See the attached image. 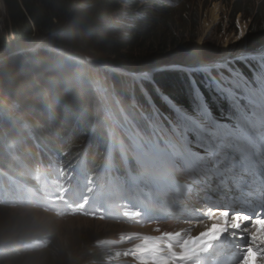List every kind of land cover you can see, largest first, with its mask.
Here are the masks:
<instances>
[{
	"label": "trees",
	"instance_id": "16d2710c",
	"mask_svg": "<svg viewBox=\"0 0 264 264\" xmlns=\"http://www.w3.org/2000/svg\"><path fill=\"white\" fill-rule=\"evenodd\" d=\"M3 2L10 18V33L14 35L18 49L33 47L39 41L49 47L36 49L34 53L16 55L13 58L16 64L7 68L0 62V106L9 108L12 101H15L18 111L7 109L6 112L19 117L17 119L3 114L0 108V190L3 189L0 203L11 204L13 196H16L18 191H31L30 182L38 171L62 174L69 163L76 162L80 154L76 146L83 149L82 144H86L85 155L92 161L88 164L91 172L96 169L95 161L102 162L103 157L108 155L107 141L110 138L108 134L106 137L105 129L109 126L110 120L112 122L119 120L110 111V107L116 102L109 92L104 96L94 84L90 67L66 50L75 54L90 51L92 54L113 56L116 63H122L121 66L130 64L134 67L131 70L134 72L145 70L150 65H158L160 61L158 57L162 56V50L154 54L152 50V55L146 50L136 56L130 52L133 48L140 47V39L144 34L153 36L160 30L159 26L166 23L165 16L169 15L173 8L165 3L151 1L152 7L148 8L156 10L155 12L152 14L145 11L135 12L136 0H132L129 3L132 5L131 12L128 13L131 22L122 25V29L117 31L113 28L117 19L114 12L119 11L127 0H80L81 4L75 7L74 0H3ZM145 6L141 9H146ZM184 28L186 30L189 27L186 25ZM169 39L172 40L173 36ZM0 42L1 58L6 47L4 37ZM50 47L62 51L55 52ZM122 49L127 51L124 52ZM178 72L182 71L157 69L151 80L141 79L140 82L131 77L130 84L133 86L135 98L134 109L140 105L151 107L150 103L144 100L146 99L144 91L148 92V89L155 87L165 95L187 105V78ZM8 76H11V81L6 79ZM146 86L149 88L146 89ZM120 88L124 90L122 85ZM125 98L129 101L131 97L125 93ZM110 103L112 105H109ZM213 108L216 112L215 107ZM216 114L219 115V112ZM105 118H108V123ZM69 148L71 149L69 154L62 155L63 150ZM26 149L28 153L22 154ZM95 152L98 156H94ZM114 154L117 155L116 152ZM117 159L115 156L110 160ZM15 162L21 163L22 168H13ZM33 194L34 192L31 196ZM39 232L27 234L28 238L52 231ZM50 239L52 243L50 247L42 249L38 246L19 248L20 242L14 241L10 246L15 247L17 244L15 250L11 251L9 247L0 250V264H10L16 257V251L29 253L47 252L51 249L53 251L57 245L55 246L53 239ZM94 242L95 239L83 252L89 257L83 258L89 264H96L100 256V250L95 247ZM83 259L79 258L81 264Z\"/></svg>",
	"mask_w": 264,
	"mask_h": 264
},
{
	"label": "rangeland",
	"instance_id": "374dc122",
	"mask_svg": "<svg viewBox=\"0 0 264 264\" xmlns=\"http://www.w3.org/2000/svg\"><path fill=\"white\" fill-rule=\"evenodd\" d=\"M131 2L132 0H127L121 5L119 11L114 12L117 19L115 18L114 22L116 24L113 25V28H116L117 31L122 29V25L130 24L131 22L128 14L132 8V5H129ZM171 2H175L171 5L173 8L172 12L165 16L167 21L159 26L160 30L155 32L153 36L152 34H144L140 39V47L131 48V52L128 50L134 56L141 54V52L144 53L145 50L150 55L162 50V56L158 57L160 58L159 64L150 65L148 71L165 68L169 62L185 64L188 61L187 63L191 65L196 64L197 60L190 61L192 57L188 55L189 52L196 49L199 50L201 58H209V61H216L223 58L232 59L241 53L264 48V0H171ZM78 4H81L80 0H74L73 7ZM136 6L135 12L145 11L152 14L156 11L148 8L149 6L152 7L150 0H136ZM143 6L146 9H141L144 8ZM8 17L6 6L3 0H0V41L2 37L6 41L5 53L0 58V62H2L1 65H4V68L16 64L13 61L16 55L34 53L39 48H49L39 41L33 47L31 46L32 48L18 49V43L14 39V35L10 33V18ZM238 22L239 28L237 27ZM185 24L189 27L186 30L184 28ZM240 30H245V36L241 40H236L235 37ZM167 36H173V39L170 40ZM241 46L242 49H240ZM52 49L55 52L62 51L55 47ZM122 50L124 52L127 51L125 49ZM152 50L154 52L151 53ZM66 51L90 67V73L93 77L92 81L104 96L109 92L111 97L114 98L116 104H109L112 105L110 111L120 121L116 118L118 121L117 124L111 125L112 130L122 131L128 126L135 135L144 136L151 132L153 133L151 138L153 136L156 137V134L164 136L166 131L160 123V119L165 118L164 108H161L159 118H156L152 107L148 108L145 105H140L137 109H134L135 98L133 97V86L130 84L132 81L130 72H132L131 70L134 67L130 64L121 66L120 64L122 63H116L113 56L92 54L90 51H82V54L87 55L71 53L70 50ZM225 51H227L226 54L224 53ZM137 73L140 74L142 72L137 71ZM6 79L12 80L11 76ZM121 85L124 90L120 88ZM148 88L149 86H146V89ZM154 89L158 88L155 87ZM144 92H146V99L144 100H147L149 89L148 92L146 90ZM159 92L163 93L160 90ZM125 93L131 97L129 101L126 100ZM126 103L127 106L125 107ZM156 107H160V105L157 103ZM0 108L3 114H7L12 118H19L18 116H13L14 113L6 112L7 109L18 111V105L15 101H12L9 108L4 105L0 106ZM166 115L168 116L169 114ZM105 121L108 123V118H105ZM103 124L106 123L103 122ZM113 138L116 140L122 139L121 136L115 134ZM137 139L138 137L134 136V140ZM149 145L147 144L143 150L147 149ZM151 151H155L160 156V152H157L158 150L151 148ZM138 161L139 158L134 157L136 164H138ZM158 162L166 168L163 159H159ZM102 164L110 163L104 162ZM126 179L128 181L127 187L133 190L137 187L139 172L126 174ZM191 199H195L194 196ZM174 204L180 205L179 202ZM187 205L188 203L181 204L179 208L184 209ZM132 214L135 217H132ZM117 215L122 217L125 215L126 217L114 222L89 219L82 216L54 218L50 212L33 209L29 206L7 207L0 205V250H3V247H9L11 251L15 250V247L10 245L14 240L20 238L18 234L32 235L37 234L36 232L38 231L42 233L56 229V232L52 234V239L53 244L57 245V248L47 252L36 251L29 253L16 251V257L12 259V262L10 261V264H80V260L83 259L81 258L83 257V252L88 249L94 239L98 240L112 236L114 233H122L124 237H128L125 244L127 250H129L125 260L128 261V264H157L155 257L159 251H149V249L154 248L156 240L163 237L165 233H161L162 230L167 229L170 233H176L177 230H181L184 227L183 221L176 219L170 221L173 216H165L164 220L158 223H153L151 219L136 223L137 217L141 215L136 210H132L130 213L124 212L123 215L118 213ZM112 260L116 262L119 258L114 257Z\"/></svg>",
	"mask_w": 264,
	"mask_h": 264
},
{
	"label": "snow or ice",
	"instance_id": "6c2138e0",
	"mask_svg": "<svg viewBox=\"0 0 264 264\" xmlns=\"http://www.w3.org/2000/svg\"><path fill=\"white\" fill-rule=\"evenodd\" d=\"M244 36L240 30L235 39ZM188 55L197 63L188 69L187 105L149 89L146 102L169 114L170 134L154 147L183 172L222 192L239 193L241 201H259L257 208L239 210L211 206L203 236L206 246L219 244L213 256H224L226 237L236 242L230 259L217 264H264V48L222 61L205 60L198 49Z\"/></svg>",
	"mask_w": 264,
	"mask_h": 264
},
{
	"label": "bare ground",
	"instance_id": "6f19581e",
	"mask_svg": "<svg viewBox=\"0 0 264 264\" xmlns=\"http://www.w3.org/2000/svg\"><path fill=\"white\" fill-rule=\"evenodd\" d=\"M152 2L153 1H156V2H158V3H161V4H163L164 2H165V0H151ZM154 3V2H153ZM175 2H171L170 4H166V5H169V6H171L172 4H174ZM240 49H242V46L240 47ZM257 50H259V49H257ZM256 51V50H255ZM251 52H254V51H251ZM225 54L227 53V51H225L224 52ZM230 54V53H229ZM224 59V58H223ZM223 59H220V60H223ZM193 60H195L194 58H191L190 59V61H193ZM205 60H209V59H205ZM217 61H219V60H217ZM188 61H186V63L184 64V63H179V64H177V66H174V67H178V68H180V67H183V66H185L186 68L187 67H190V66H192V65H194V64H190V63H187ZM169 64V63H168ZM172 69V68H171ZM165 70H169V69H165ZM141 72L142 73H137V72H134V71H132V72H130V74H132V78H134L135 80L136 79H142L144 76H148L149 77V80H151L153 77V74L155 73V71H153V70H150V71H148V68H146L145 70H141ZM178 73H180V74H182V75H184L186 78H187V76H188V69H185L184 71H182V72H178ZM83 145V147H86V144H82ZM33 149H34V147H33ZM28 153V151H27V149L26 150H24L23 151V153L22 154H24V155H26ZM138 157H140V156H138ZM138 157H136V158H138ZM13 168H15V169H20V168H22V164L21 163H18V162H15L13 165ZM158 179H159V181L161 182V184L163 185V186H165L162 182V176H160V175H158ZM173 179V178H172ZM3 185V184H2ZM212 186H215L214 184H210L209 186H208V188H210V187H212ZM208 192V191H207ZM7 207H12V206H7ZM67 216H78V215H70V214H67ZM196 228H198V227H196ZM51 231L53 232V233H55L56 232V229H51ZM196 232H198V231H196ZM19 236H20V238H17L16 240H14V241H17V242H20V243H27V241H28V235H26V234H18ZM17 235V236H18ZM175 238H178V235H176V237ZM45 243V240H43L42 242H40L38 245H39V248L41 249V246L43 245ZM14 244H16V243H14ZM17 245V244H16ZM186 246H190V244H187V243H185V244H182L180 247H178V249H180V248H183V247H186ZM47 247H49V244H45V245H43L42 246V248H47ZM203 251L204 250H206L207 248H208V246H206L205 245V243H203L202 245H201V247H200ZM55 249V248H54ZM54 252H56V251H54ZM205 252V251H204ZM81 258H86V255H84L83 254V257H81ZM199 258V257H198ZM80 264H81V261H80ZM82 264H89L85 259L83 260V263Z\"/></svg>",
	"mask_w": 264,
	"mask_h": 264
},
{
	"label": "water",
	"instance_id": "95a60500",
	"mask_svg": "<svg viewBox=\"0 0 264 264\" xmlns=\"http://www.w3.org/2000/svg\"><path fill=\"white\" fill-rule=\"evenodd\" d=\"M81 57L85 59L83 56ZM177 64H179V62H172V63L167 64L166 67L165 68L163 67L162 69H171V68H174V66H177ZM138 71H141V70H138Z\"/></svg>",
	"mask_w": 264,
	"mask_h": 264
}]
</instances>
